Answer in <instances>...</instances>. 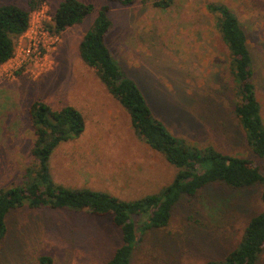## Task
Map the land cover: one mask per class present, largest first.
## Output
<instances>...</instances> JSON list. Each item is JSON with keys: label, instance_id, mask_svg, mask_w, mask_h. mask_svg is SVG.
Listing matches in <instances>:
<instances>
[{"label": "rangeland", "instance_id": "374dc122", "mask_svg": "<svg viewBox=\"0 0 264 264\" xmlns=\"http://www.w3.org/2000/svg\"><path fill=\"white\" fill-rule=\"evenodd\" d=\"M60 1L43 0L29 11L28 29L15 39L13 56L0 65V188L18 184L33 161L27 108L41 100L52 108L73 106L85 121L79 136L59 143L51 153L56 183L107 191L122 200L158 193L176 168L135 134L127 111L79 55V42L96 12L59 34L44 32ZM80 1L96 8L109 5L105 42L171 134L248 159L264 174V158L253 153L232 111L229 52L206 8L210 2L224 3L245 30L264 121V0H173L167 8L154 7L153 0L127 6ZM1 3L27 7V0ZM263 189L264 182L243 189L213 183L196 196L182 197L165 227L141 233L138 218L130 264L223 260L248 220L262 211ZM6 226L0 264H38L42 255L50 256L52 264H103L121 243L109 216L87 210L30 208L25 203L8 213ZM255 264H264V248Z\"/></svg>", "mask_w": 264, "mask_h": 264}, {"label": "trees", "instance_id": "16d2710c", "mask_svg": "<svg viewBox=\"0 0 264 264\" xmlns=\"http://www.w3.org/2000/svg\"><path fill=\"white\" fill-rule=\"evenodd\" d=\"M42 1L27 0V7L15 3L0 4V65L13 56L15 39L29 27V11L37 8ZM108 1L123 6L134 2ZM172 1L153 0L152 4L154 7L167 8ZM206 8L214 16L216 28L229 52V71L235 98L232 111L253 153L264 158V121L256 94L247 34L237 15L224 3L210 2ZM108 11L107 4L96 8L80 0H61L54 8L46 29L52 34H59L80 23L88 14L96 12L91 27L79 42V55L96 70L109 94L127 111L135 134L176 168L174 177L158 193L134 200H122L107 191L56 183L50 173L51 153L59 143L83 132L84 117L73 106L52 108L41 100H34L27 108L33 132L30 143L33 161L24 168L18 184L0 188V242L7 231L8 213L25 203L30 208L87 210L95 216H109L111 224L121 234V243L103 264H130L138 240L135 223L138 218L141 233L162 228L168 224L174 205L182 197L196 196L213 183L243 189L264 182L260 168L252 165L248 159L225 154L212 145L189 144L183 138L171 134L152 114L144 94L136 82L124 74L105 42L111 27ZM261 201L262 211L248 220L236 247L223 260L201 264L256 263L264 248V189ZM38 264H52V259L47 255L39 256Z\"/></svg>", "mask_w": 264, "mask_h": 264}, {"label": "built area", "instance_id": "2783aa9c", "mask_svg": "<svg viewBox=\"0 0 264 264\" xmlns=\"http://www.w3.org/2000/svg\"><path fill=\"white\" fill-rule=\"evenodd\" d=\"M29 23H30V20H29ZM28 29V28H27ZM46 34H49L51 32H49L47 29L44 31ZM27 53H29V50H27Z\"/></svg>", "mask_w": 264, "mask_h": 264}]
</instances>
